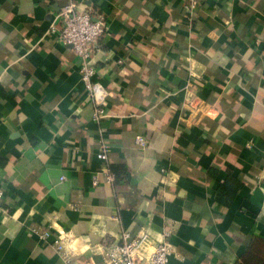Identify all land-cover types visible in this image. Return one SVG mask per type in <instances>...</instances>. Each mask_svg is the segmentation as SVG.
<instances>
[{
	"label": "crops",
	"instance_id": "obj_1",
	"mask_svg": "<svg viewBox=\"0 0 264 264\" xmlns=\"http://www.w3.org/2000/svg\"><path fill=\"white\" fill-rule=\"evenodd\" d=\"M69 1L0 0V264H66L33 228L72 238L71 264H99L122 233L167 224L170 264H235L264 239V0H199L190 19L182 0H71L106 23L99 125L51 32Z\"/></svg>",
	"mask_w": 264,
	"mask_h": 264
},
{
	"label": "built area",
	"instance_id": "obj_2",
	"mask_svg": "<svg viewBox=\"0 0 264 264\" xmlns=\"http://www.w3.org/2000/svg\"><path fill=\"white\" fill-rule=\"evenodd\" d=\"M183 9L186 16H193L198 8L199 0H182ZM91 13L88 10L78 11L73 3L69 1L57 14L58 25L51 27V32H57V40L64 46H68L74 52L78 61V73L87 97L93 105L92 120L100 124L107 116L106 101L108 92L106 88L94 79L95 68L92 63V57L96 51L98 41L106 33V23L102 18L92 21ZM186 105L194 108V99L189 95L186 98ZM146 139L142 135L135 137V145L140 149H145ZM108 147L100 141V149L97 157L106 160ZM106 181L112 183L114 174L106 170ZM96 183V179H93ZM2 190L0 189V199ZM172 227L167 224L166 229L154 237L146 229L141 230L136 235L124 232L121 235L120 242L109 245L104 253L102 262L99 264H170L169 256L172 253L168 238ZM34 235L45 242L50 243L56 252L62 255L66 264H71L70 259L73 256L72 241L64 233H52L48 229H31ZM88 264H97L90 262Z\"/></svg>",
	"mask_w": 264,
	"mask_h": 264
},
{
	"label": "trees",
	"instance_id": "obj_3",
	"mask_svg": "<svg viewBox=\"0 0 264 264\" xmlns=\"http://www.w3.org/2000/svg\"><path fill=\"white\" fill-rule=\"evenodd\" d=\"M239 187L240 184L235 179L227 178L217 187L216 201L221 206L229 207ZM235 264H264V239L252 238L243 255Z\"/></svg>",
	"mask_w": 264,
	"mask_h": 264
}]
</instances>
